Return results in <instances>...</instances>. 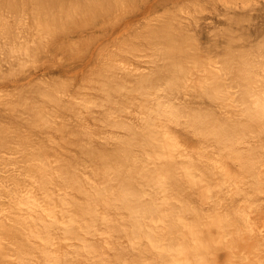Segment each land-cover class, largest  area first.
Listing matches in <instances>:
<instances>
[{
  "label": "bare ground",
  "instance_id": "1",
  "mask_svg": "<svg viewBox=\"0 0 264 264\" xmlns=\"http://www.w3.org/2000/svg\"><path fill=\"white\" fill-rule=\"evenodd\" d=\"M29 1L31 2L29 4L34 7L32 8L34 10H31L34 12L33 17L36 16L40 24L39 29H37L40 36L37 37L39 33L36 31V39H32L31 43L27 42L28 39L26 41L19 39L23 35L21 34L23 30L22 32L20 30L21 33L18 36V32H14L20 19L18 17L19 7L22 8L20 0H7V2L6 0L5 2L0 0L1 12L9 11V13H5L9 14V20H12L15 25L8 24L10 21L5 22V18L8 19V17L5 13H3L5 16H2L0 12V16H2V18L0 17L1 75L6 74L5 71L8 70V67L7 72L15 75L20 67L18 64L22 63L23 65L24 63L25 65L27 61L30 62L29 60H31L32 62L33 59L35 61V57H39L40 51L50 52L47 50L52 44L56 43V39L59 37L58 34H61L60 38H67L70 29L64 33V24L67 25L65 22L73 21L75 23H71L77 26L74 28L82 27V25L85 26L83 22L88 19L96 22L97 15L102 16V13L105 14L108 10L113 12L120 2L123 3V0ZM159 1L161 0H149L144 4V9L146 11L153 9ZM24 3L26 2H23V5ZM3 5L4 7L7 5L6 8L8 9H3ZM114 5L116 8L114 7L113 11L110 10ZM1 7L3 8L1 9ZM229 9L232 10L231 13L235 14L237 7L231 6ZM10 12L14 18L10 17L12 16ZM96 13L99 14L96 15ZM224 14L226 19L229 17L230 20L233 16L238 19L237 15L230 16L227 12ZM175 16L171 18L174 19ZM234 18L233 20L237 21ZM75 19L78 20L74 21ZM173 21L171 22L173 23ZM177 21L179 22V20ZM195 21L194 23L197 24ZM174 22L176 23V21ZM167 24L169 25V23ZM10 25L15 28L12 27V29ZM161 25V28L155 27L157 30L149 29L148 31H151V33L146 32L150 33L148 35L151 36V40H149L150 36L147 38L146 35L144 36L145 40L147 39L146 42L151 41L152 43L153 41L152 44L154 45H150L151 47L154 46L156 50L152 51L158 53L160 58L158 57L157 61L160 60L161 63L156 64L157 61L153 57L156 58L155 55L157 54H152L154 53L152 52L151 57L154 55L153 60H151L153 61L151 63L153 64L152 67L145 69L146 72L141 70V73H139L140 70H136L139 73L135 71L137 78L135 75L134 78L132 77V79H138H135V84L133 82L135 88L132 87L136 90L138 88L140 94L131 87L132 91L139 95L150 93L145 99L150 97L151 100V95L152 97L155 95L154 98H156L152 103V100L147 102L146 114L143 115H146L144 121L140 119L141 125H139V122V124H135L138 126H135L132 122L133 126L137 128L132 127L129 120H132L130 117L132 118L133 110L129 113L126 111V109L128 110L127 102L129 99V97L126 98L128 96L126 92L129 87L127 90V86L123 89L122 78L116 76L118 73L113 74L115 71L108 70L107 72L109 76L111 73L114 75L112 80L111 77H106V72L103 74L104 77H101V73L97 80L98 84L101 82L99 91L102 95L100 101L101 98L103 100L98 101V104L96 102L97 105L89 100L85 103L90 102L93 107H99V112L101 111L99 114V116L101 115L100 120L102 122L104 118L106 120V122H103L104 127H107L105 124L107 123L111 126V128L108 127L109 130H113L114 127H116V130L114 129L113 132L118 133L117 131L121 130L118 135H115L113 148L111 149L112 146L110 148L105 147L108 145L106 144L109 140L108 136H105L108 140H104L105 137L103 136L101 144L103 141L106 142H103L102 145L98 142L99 146L95 145L96 143L89 142L82 145L76 144L85 160L90 159L92 162L94 160L99 162L98 170L96 172L92 171V176H84L85 171L82 172L81 169L85 167L79 166H85L83 163H73V165L59 157L49 159L47 155L40 153V151L33 154L29 153L30 172L28 176L34 190L32 193L26 192L22 195L21 201L18 203L20 206L18 210L21 211L19 215L10 218L8 213H5L4 219L0 220V264H264V229H259L256 223L251 220V213L253 214V212L256 217L261 216L262 213L264 214L263 207H261L264 204H259V201L261 202L260 196L264 195V142L262 143L264 140V49L262 48L263 51H257V47L254 49L252 45L253 51L250 53L249 51L246 52L248 49L246 46L245 52H242L243 50L236 52L239 51L235 50L237 47L234 50L228 48V50L226 49L227 54L224 57L221 56L223 57L221 64L218 66L219 63H216L218 67L213 68L217 69L215 74L212 73L213 71H207L208 74H213L210 76L206 75V70L201 71V69H198L196 71L194 68L191 69L190 66L186 70L187 64L185 62L187 60L188 64H191L193 61L197 63L196 60L200 59L197 57L195 60L194 56L192 57V53L195 51H193L194 46L191 44L194 37H191V42H189L191 32L189 38H187L188 34L186 32H184L187 34L186 36L183 32L176 34L180 27L182 31L188 28L183 30L184 27L180 26L178 28L177 24V29L174 28L175 24H171L173 25V30H171V25ZM184 26L186 27V25ZM57 30H62L60 33L58 32V36L56 35ZM174 30L175 32H172ZM26 32L25 35L28 34ZM42 32L43 35H41ZM45 34L48 36L46 38L48 41L44 44L41 36ZM228 34L226 33L225 37H229L231 32ZM222 35L224 36V34ZM228 37H226L227 42L232 40L233 36L229 37L231 39H228ZM186 39L188 43L185 41ZM237 40L239 41L236 37ZM189 43L191 49L186 46ZM254 50L257 52L255 53ZM32 54L33 56H31ZM22 55H27L26 59H30L24 61ZM133 55L135 54L133 53ZM120 56L122 55L120 54ZM256 57H260L261 61ZM21 58L23 61H20ZM14 63H17L18 70H15ZM5 64L8 66L4 71L2 68ZM203 65H206V63ZM10 66L12 67L10 68ZM126 70L127 73H123L130 74V71ZM192 70L197 73L195 74ZM11 74H9V77ZM117 78L121 80L115 81L114 79ZM123 79L125 78L123 77ZM159 83H161L159 93L155 92L157 96L155 93L151 94L154 91L146 92L145 89L148 87L151 91L150 88H158ZM43 86L41 85V88ZM31 87L35 89V86ZM232 89L234 91H231ZM54 90H56V87ZM46 91L48 93L44 92L43 95V92H41V97L39 96L40 98L45 97L44 104L43 101L38 100L39 102H37L34 99L36 104L28 96H19V100L22 99L20 102H23L25 106L21 105L24 107L22 112L27 111L25 123L27 122L28 125L32 126V129L39 122L43 126L46 123L48 124V120L42 112L44 109L39 111L41 106L52 102L48 105L53 107L55 104L61 108V101L64 100H60L62 97L59 98V95L56 96L55 93L59 91H56L55 95H53V89H50V92L49 90ZM51 91L53 92L51 93ZM116 91L124 93L123 98L121 96L119 98ZM129 91L128 93L131 95L130 88ZM181 92L189 99L180 100ZM200 94L203 96L202 99L208 98L218 108L221 105L220 107L223 109L229 107L233 110L216 112L212 109L213 104L209 106L208 102L207 105L202 106L200 104V106L191 107V102L194 101H191V99L198 98ZM177 95L179 96L177 97ZM232 95L235 97H232ZM47 100L49 102L46 103ZM81 104L82 102L79 105ZM92 105L89 107H92ZM87 108L88 106L84 107V109ZM106 109V112L110 114L105 112ZM134 112L136 111L134 110ZM124 113L125 116H129V119L128 116L127 119L125 118ZM138 116L135 115L137 117L135 119L142 117L141 114H138ZM123 117L126 121L123 120ZM71 120H74V118L71 117ZM41 124L39 126L42 127ZM111 124L114 126L113 128ZM2 125H0V152L1 149L6 147L7 142H9L8 139L14 137V133L10 134L4 128L5 125L3 127ZM57 125L58 127L62 126V124ZM57 125L54 129V125H51V132L57 129ZM170 125L172 127L170 129L175 134H171V130H166V127L168 128ZM39 126L34 127L39 128L38 131L44 129L42 127L40 130L41 127ZM173 127L175 130H173ZM46 128H49V126L46 125L45 130ZM60 129L61 131H59ZM62 129L63 126L57 130L63 137V134H65L63 130H67V127ZM122 130L127 137L123 135ZM118 136H124V138ZM190 143H194L197 148L187 149ZM142 144L144 147L147 146L145 150L141 147ZM134 145H136L134 148L140 146L141 151L139 149L138 151L146 156V160L143 162L144 166H139L140 163L137 162V154L132 151H136L132 148ZM32 149L34 150L33 147ZM24 162L23 159L22 163ZM145 165L149 166V170ZM151 165L154 167L152 168ZM139 182L145 184L142 186V183L139 184ZM138 184L143 189L147 185L150 186V189L151 187L155 188V190H152L154 192L158 190L159 194L150 191L155 197L153 198L144 189L145 192H148V195H144L147 193H143L142 188H140L142 189L140 191L138 187L141 186ZM153 193L157 194L158 201ZM236 200L246 202L245 209L237 204L234 205ZM202 206L206 207L203 208ZM199 211L204 213L199 214ZM196 216L200 218L197 220L195 219ZM8 246H11V256L9 254L10 250L9 252L7 250ZM10 257L12 258L8 259ZM223 257H225L224 261L220 262Z\"/></svg>",
  "mask_w": 264,
  "mask_h": 264
},
{
  "label": "rangeland",
  "instance_id": "2",
  "mask_svg": "<svg viewBox=\"0 0 264 264\" xmlns=\"http://www.w3.org/2000/svg\"><path fill=\"white\" fill-rule=\"evenodd\" d=\"M134 1H132V0H130V1L125 0L124 1L123 0V3L119 1L120 5L119 4H118V6L116 5L117 8L115 7V5L113 7H111L110 10H112V11H113L114 7L116 8L113 12H110L108 10L109 12L107 11L108 12L107 13L105 11L106 13L105 12H104L105 14L102 13V16L97 15L100 12L96 13L98 18L95 20L96 22L93 21L94 24H93L92 20L88 19L86 22H83L85 24V26L82 25V27L79 26L78 28H74L77 26H74L75 24L73 25L71 23L73 21H71V22L69 21V23H68V21L65 22L67 25L64 24V27H63V25H62V27L65 29L64 33L70 29V31L68 32L69 36L67 38H64V37L60 38L61 34H58V32L60 33L62 30H57L56 35L58 34L59 37L56 39V43L52 44L48 48L47 51H50V52H43V51L41 52L40 51L39 52L40 55H38L39 56L38 58H36L37 56L36 57L34 56L35 61L33 59L32 62H31V60H29L30 62H28L27 59H30V58L26 59L27 55H24L25 58L22 55L23 56L22 58L25 59L24 61H27L26 62L27 64L25 63V65H24V63H23V65H22V63L20 62L21 64L20 65L18 64V66H20L19 70H18V68H17L18 66H16L17 63L16 64L14 63V65H15L14 67L16 69L14 67L13 68L15 70H18L15 75L13 73L11 74V72H7L9 70V67H8V70L5 71L7 69V66H8L7 64L4 65L5 67L3 66L2 70H4L6 72V74H4L5 76L3 74L2 75L0 74V125H2V123H3L2 127L5 125L4 128L7 129V131H9L10 134L14 133V135H13L14 137L12 136L13 138L8 139V141H9V142H7L8 146L6 145V147L1 149L2 151L0 152V182H1L0 183V220L4 219L5 213L6 214L8 213L10 218H13V217H16L17 215H19V213L21 211L18 210L20 207L18 205V203L21 201L20 199H21L22 195L25 194L26 192L32 193L34 190L33 186L31 185V182L29 181V176H28L29 172H30L29 171L30 162L28 161V159H29L28 156H29L30 152H31V154H33V153L40 151V153L47 155L49 159H55L56 157L57 158L59 157L60 159H64L65 161H67L71 164L83 163L85 166H82V165H79V166L85 167L84 169H81L82 172L85 171L84 176H87V175L92 176L93 175L92 171L96 172L98 170L99 162L96 160H94L92 162V161H90V159L85 160L81 156L80 151L78 150V146H76V144L82 145L84 143L89 142V143H93V144L96 143L95 145L99 146V143L101 144V141L103 140L102 139L103 136L104 137L108 136L109 140L106 137L104 138V140H106V139L108 140L107 141L108 143H106L108 145L105 147L110 148L112 146L111 147V149H112L113 148L112 144H115V143H113V142H115V135L116 134L118 135V133L121 132V130L117 131L118 133H116L115 131L113 132L114 129L116 130V127H114L112 124H111L112 128L114 127L113 130H109L111 128V126H109V124H107V123H105L107 125V127H104L103 122H106V120H105V118H104L103 122L100 120L101 115L99 116V114L101 111L99 112V107L96 106L97 108H95V106L93 107L92 103L90 104V102H93V103H95V105H97L98 101H100V97L102 95L101 91H99L101 88L100 87V83H101L100 81L101 80L99 81L100 83L98 84L97 79H99V77L101 76L100 75L101 73H102L101 77H104L103 74L105 72L107 73L108 70H110L113 72L115 71V73H113V74L118 73V74H116L117 77L121 76L123 84H124L123 89H125V86H127L126 90L129 87L131 92H132V94L129 95V93H128L129 88H128V91L126 92L128 94V96L127 95H126L127 97L125 96L127 99L129 97L128 102H127L128 110L126 109V111H128V113H129L133 110L132 111V118L130 117V119H132V120H129V121L131 123L133 122L134 125L137 124L138 122L140 123L141 122L140 119H143L142 121H144V118L146 115L145 116H143V115L146 114L145 112H146L147 105H148L147 102L152 100L151 101V103H152L153 100L155 101L156 98H154L155 95H153V97L151 95V100H150V97H149V99L148 98L145 99L146 97H148V94L150 95V93L147 94V93L143 92V93H145V95L144 94H141L142 96L139 95L140 91H138L137 85H136L137 90L134 89L135 88L134 84L136 82L135 79L137 78V74H135V71L140 70L139 73H141V70H143V72H146L145 69H149V67L151 68L153 65V64H151L153 62L151 60L154 59L155 61H157V58L159 57L158 53H156L155 51H152L155 49L154 46L151 47V45H150L153 43V41H152V43H151V41L146 42L147 39L145 40V38H144L145 35H146L145 36L146 38L150 36V35H148L151 33V31H148L149 29L151 30L153 28L155 30L156 29L155 27H157V26L159 28H161L160 27L161 24H163L161 26H165V24L167 26H169L171 24H173V25L175 24L174 28H177V26H178V28L180 26H182V27H184L183 30L188 28L187 30H184V31H182L181 27H180L181 31H180V28L179 29L177 28L178 30L175 29L178 31V32L176 31V34L177 33L181 34L182 32L183 33L186 32L188 35L186 33H184V34H185V36L187 35V38H189V35L191 34V36L189 38L190 39L189 42H191V39H192L191 37H194L193 38L194 41L191 42V44L194 46L193 51H195L192 53V57L194 56L195 60L197 59V57H199L200 59L196 60L197 63L195 61H193V63H191V64L189 63L190 65L188 64V62H187L188 60H187L186 61L187 63L185 62V64H187L186 70L190 66L191 69L194 68V69H196V71H198V69L199 70L201 69V71L206 70V72L209 70V72L213 71L212 73L215 74L217 69H213V68H217L221 64V59L227 54L228 48H231L234 50L237 47V49H235V50H239V51H236V52H241L242 50H243L242 52H245L244 50H246L248 48L246 52L249 51L250 53H252L253 47H254V49H255V47H257L256 48L257 51H263L262 48L264 49V0H161L154 5L153 9H151L149 11H146L144 9V4L147 3L149 0H136L135 3H134ZM4 2H5V0H4ZM6 2H7V0H6ZM20 2L22 3V8H20L21 7L20 6L19 12H18L19 13L18 17L20 19L16 16L19 19V22L17 21L19 24L18 23H17L18 25L16 24L17 26H16V29L14 30V32L17 31L18 33L17 32L16 33L18 36V34L21 33L23 30V32L21 34H23L24 37H23V35L20 34L21 36L19 35L20 36L19 39L21 41H26L28 39L29 41H27V42L31 43L34 39H36L35 38L36 37L35 32L37 31L39 33V31L37 30V29H39V25H40L38 23L39 20L36 16L33 17L34 12L31 10H34V9H32L34 7L32 6V4H29V3H31L29 0L28 1L23 0V2H26V3H24V5H27V6L23 5L22 0H20ZM124 2H126V3H124ZM121 3H122V7H121ZM4 4H6V3H4ZM5 6L7 7V5H5ZM228 6L229 7L236 6L237 7L236 13L235 12H234L235 14L231 13L232 10L229 9ZM3 7H4V5H3ZM3 7H1V9ZM6 7H4L3 9H8ZM0 12H1V10H0ZM5 12H7V11H5ZM5 12H3V13H5ZM225 12H227V14H229L230 16L231 15H237L238 19H236V17L234 18V16H233V18L236 19L237 21H234L233 18H231L232 19V21H231V19L229 20V17H227V19H226L225 18L226 15L224 14ZM1 13H0V15H1ZM3 13H2V16L4 15ZM7 13H9V11ZM7 13H5V14L8 17V19L5 18V22L10 21L9 16H8L9 14L7 15ZM27 13H28L29 18L27 17ZM10 15H12L10 17L14 18L13 14H11V12H10ZM2 16H0V17L2 18ZM173 16H175L174 19L171 18ZM99 17H101V18H99ZM104 17H105V19H104ZM12 18H10V19H12ZM170 19H172L171 21H173V20L176 21V23L174 21L172 23L170 21ZM15 20H16V18H15ZM77 20L78 19H75L74 21H77ZM177 20H179L180 23ZM11 21L8 24L12 23L14 25L13 21L12 22ZM104 21H105V23H104ZM194 21L197 22V24L194 23ZM91 22H92V24H91ZM37 23H38V25H36ZM73 23H75V22H73ZM167 23H169V25ZM13 25L12 26L10 25L11 28L12 27L15 28L14 27L15 25L14 26ZM34 25H35V27H34ZM91 25H94V26L91 27ZM173 25H171V28H170L171 30H173V28H172ZM184 25H186V27ZM41 26H40V28H41ZM162 29H164V28L162 27ZM20 30H21V32H20ZM175 30L172 32H175ZM26 31H28V32H26ZM147 31L150 33H146ZM25 32H26V34L27 33L28 34L25 35ZM225 32L229 33V34L231 32L229 37H231V35H232L235 39L233 40V37H232V40H229L227 42L226 37H228V36L225 37V35H226ZM33 34H35V35H33ZM43 34L44 33L42 32L41 35H43ZM222 34H224V36ZM241 34L244 36H242ZM37 35H38L37 37H39L40 33ZM123 35H125L126 37H124ZM221 36H223V37L221 38ZM41 37L43 38V43L45 44L46 41H48L46 39L48 36H46V34H45L44 36H41ZM229 37H228V39H231ZM236 37H237V39H239V41L238 40L236 41ZM220 39H223V40H220ZM149 40H151V36L149 37ZM185 41L188 43L187 39ZM258 42H259V45L257 46ZM147 43H149V44H147ZM191 44L189 43L188 44L189 46L188 45H186V46L189 48ZM152 45H154V44H152ZM252 45H253V47H252ZM220 46H222L223 48H221ZM245 46L247 48H245ZM130 49H132V50H130ZM190 49H191V47H190ZM258 49H261V50H258ZM188 51H190V50H188ZM257 51H255V53ZM152 52H154V53H152ZM133 53L135 55H133ZM151 53L157 54V55H155L157 57L155 58V57H153L154 55H152V57H153V59H152ZM189 53H191V52H189ZM34 54L36 55L37 53H34ZM120 54L122 56H120ZM125 55H127V56H125ZM31 56H33V54ZM31 56H29V57H31ZM221 56H223V57H221ZM190 57H191V55H190ZM22 58L20 61H23ZM110 58H112V60H110ZM256 58L259 59L260 57L259 58L256 57ZM260 59H259V61H261ZM190 60H191V58H190ZM190 60H189V62H190ZM158 61L156 62V64L161 63L160 60H158ZM205 63H206V65H203ZM216 63H219L218 66H216L217 65ZM131 64H132V66H131ZM209 64H211V65H209ZM148 65H151V66H148ZM12 66H13V64H12ZM12 66H10V68ZM147 66H148V68H147ZM21 68H23V69L21 70ZM107 68H110V69H107ZM12 69H10V70H12ZM14 69H13V71H15ZM126 69H128V71H130V74L128 73L126 75V73H127ZM137 71H136V73H138ZM192 71H194V70H192ZM196 71H194L195 74L197 73ZM119 72L120 73L122 72V73L120 74ZM123 72H126V73L124 74ZM133 72H134V74H133ZM2 73H4V72L2 71ZM9 74H11L12 77H11V75L9 77ZM108 74L109 73L105 74V75H107L106 77H111V80H112V77L114 75L111 73L109 76ZM213 74H208V72L206 73V75H210V76ZM134 75L136 76V78L132 79V77ZM7 76H8V78H7ZM122 76L125 79H123ZM92 77H93V79H92ZM2 78H5V79H2ZM114 80L120 81L121 79L119 80L117 78ZM136 80H138V79H136ZM39 82H40V84H38ZM133 82H134V84H133ZM35 83H36V85H35ZM160 84L161 83L158 84V88L155 87L157 89L156 91H155V88L154 89L150 88V89H152V91L149 90L148 86H147L148 90L147 89H145V90H146V92L147 91H150V92L154 91L153 93H151V94H154L155 92L159 91V89H160L159 85ZM41 85L42 86L44 85L43 88H45V89L47 88L46 90H49V92H50V89L51 90L53 89L54 92L51 91V93L53 92V95L56 94V96L59 95L58 96L59 98L62 97V98H60V100L64 99L63 101H61L62 105H63V106L60 105L61 108L59 107V105H57L59 107L58 108L54 103L53 104L55 106L53 105V107H52V105H48L49 103L52 104V102H49L48 100L46 101V103L47 102H49V103L46 104L45 106H41L42 108L38 105V107H40L39 111H42L44 109L42 112H43V114H45L44 117L46 118V120H48L47 122L49 125L47 123L44 125L45 127H46V125H47V127L49 126V128H46L48 133L46 132L45 127L39 121H38L39 123L35 124L34 126H36V125L39 126V124H41L42 127L44 128V129H42V127L39 126V127H41L40 130L42 129L41 131H38L39 128L36 129L37 127H34V126L32 129L31 128L32 126L28 125L27 122L25 123V119H27L26 118V112L27 111L25 110L24 112H22L23 111L22 109H24L25 106L23 105V102L22 103L20 102L22 99L19 100V98H20L19 96H21V97L28 96V98L30 100H33L34 102H35V100L37 102H39L38 100H40V102L43 101L42 103L44 104L45 103V99H44L45 97L40 98L41 97L40 94L45 89L41 88ZM31 86H35L34 87L35 89H33ZM21 87H23L22 88L23 90L21 89ZM53 87L54 88L56 87V90H54ZM131 87L134 89V91L135 90L138 91L139 94L132 91L133 89H131ZM57 88H59V89L57 90ZM19 89H20V91H19ZM36 89H38V90L40 89V90L38 91ZM31 90L33 91L32 92L33 94L31 93ZM34 90L36 91V93H34L35 92ZM46 90L44 92H47ZM28 91H29V94H28ZM37 91L40 93L39 94L40 97L38 96ZM56 91H59V92L55 93ZM231 91H234V90L232 89ZM19 92H21V93H19ZM44 92H43V95H44ZM160 92H161V90H160ZM116 93L118 94L117 95L118 97L121 96V98H123L124 93L122 94L120 92L121 93L120 94L117 91H116ZM194 93H195V91H194ZM262 93H263V91H262ZM36 94H37V96H36ZM155 94L157 96V93H155ZM180 94H181L180 96L177 95V97L179 96L180 100H182V99L184 100L186 98L189 99V97L186 96L184 93L181 92ZM197 94H199V93H197ZM197 94H195V95H197ZM263 95H264V93H263ZM34 96H36V97L33 98ZM117 96L115 95L114 97L116 98ZM137 97H139V98H137ZM199 97L198 98L194 97L193 99H191V101L194 100L193 102H191V104H192L191 107L197 106V105L200 106V104H202V106L207 105L206 103L208 102L209 106L210 105L212 106V104H213L212 109H214L216 112L225 111V110L229 112V110L230 111L233 110V108H229V107L223 109L220 107L221 105L218 108V106L216 107V105L214 103H211L208 98L202 99L203 96H201V94L199 95ZM232 97H235V96L232 95ZM16 99L19 101H17ZM65 99H66V101H65ZM88 100L90 102L85 103ZM102 100L103 99L101 98V101ZM138 101H140V102H138ZM198 101H199V103H198ZM203 101H205V102L202 103ZM80 102H82L81 105H79ZM96 102H97V104H96ZM132 102H133V104H132ZM84 104H86V105H84ZM21 105H23L24 107H22ZM66 105H68L67 106L68 109L66 108ZM82 105H84V106H82ZM91 105H92V107H89ZM87 106H88V108L84 109V107L86 108ZM62 107H63V110H62ZM129 107H131V108H129ZM132 108H134V109H132ZM97 109H98V111H97ZM134 110L136 112H134ZM106 111H107V109L105 110V112ZM14 113H17L18 115L17 114L14 115ZM21 113L22 114L24 113V114L22 115ZM106 113H108V112H106ZM108 114H110V113H108ZM126 114H127V112H126ZM126 114L124 113V116ZM138 114H141L142 117H140L139 119H135V118L140 116V115L138 116ZM129 115L131 116V113ZM135 115L137 117H135ZM68 116L70 117V119ZM127 116H125L126 119H127ZM133 116H134V119H133ZM15 117H16V120H15ZM20 117H22L24 119H22V118L20 119ZM71 117H72V119L74 118V120H71ZM12 119H13V121H12ZM18 119L22 120V121H19ZM126 119H124V117H123V120L126 121ZM128 119H129V116H128ZM134 120H136V121H134ZM10 122H11V124H10ZM50 122H51L52 126L54 125L53 129L56 128L55 125H57V124H62L63 129H66V127H67V130L62 129L65 133V134H63V137L61 136L62 134L60 135L59 134L60 132H58V130H57V129L61 128L62 126L60 125L61 127L60 126L58 127V125H57V129H55L54 131L51 132L52 126L50 125ZM76 122H78V123H76ZM127 122H128V120H127ZM54 123H56V124H54ZM133 123H132V127L137 128V127L133 126ZM141 123L139 125H141ZM65 124H66V127H65ZM135 126H138V125H135ZM108 127H110V128H108ZM107 128H108V130H107ZM170 128H172L171 125L168 128L166 127V130L168 129L167 131H170L171 130ZM75 129H77L78 131ZM35 130H36V132H34ZM56 130L58 133L56 132ZM117 130H119V129L117 128ZM173 130H175V128ZM59 131H61V129ZM171 131H170L171 134L174 133V131H172V132ZM31 132H33V133H31ZM50 132H51V134H50ZM122 133H123V130H122ZM122 133H120V134H122ZM41 134H43V135H41ZM123 135H124V133H123ZM124 136H126V135H124ZM124 136H122V137L120 136V137L124 138ZM78 137H79V139H78ZM85 139H86V141H84ZM88 139H90V140H88ZM75 141H77V142H75ZM103 142H102V144H103ZM263 142H264V140L262 141V143ZM143 144L141 147L144 148V150H145V148H147V146L144 147ZM135 146L136 145L132 146V148L136 149V151H134V150H132V151L135 152L134 154H137L136 158L138 160L137 161L138 164L140 163L139 166H144L143 162H145L144 160H146V158H145L146 156L142 155L141 152L138 151L140 146L138 148H134ZM32 147L34 148V150L32 149ZM195 148H197V147H195V144L190 143V145L188 146L187 149H195ZM3 150H4V152H3ZM142 153L144 154V152H142ZM134 154H132V155H134ZM22 155H23V157H22ZM19 158H20V161H19ZM21 158H22V160H21ZM23 159L25 160L24 163H22ZM177 159H179V158H177ZM137 162H135V163H137ZM17 164H19V165H17ZM141 164H143V165H141ZM148 165L147 166L145 165V166L149 170ZM229 165L232 167V164L229 163ZM151 167L153 168L154 166L151 165ZM232 168L235 169V167H232ZM9 171H11V172H9ZM86 173H88V174H86ZM21 175H23V176H21ZM3 184H5L4 185L5 187L3 186ZM139 184H141L143 186L145 183L139 182ZM7 185H8V187H7ZM141 185H139V186H141ZM142 186L138 187V188L140 189V188H142ZM147 187H148V185L146 186V188L144 186V189H146L149 192V194L152 195V192L150 193V191L155 190V188L153 189L151 187V189H150V186H149L148 187L149 190H148ZM142 189H140V191ZM144 189H143V193L146 191ZM148 192H145L147 194H144V195H148ZM155 192H158L157 194H159L158 190ZM157 194H154V196L157 197ZM160 196H161V194H160ZM152 197H153V195H152ZM260 197H261L260 198L261 202L259 201V204L262 205V204H264V195H261ZM262 197H263V199H262ZM153 198H155V197H153ZM157 201H158V197H157ZM236 201H235L234 205L237 204V205L241 206V208L245 209L244 205L246 204V202H244L242 200H238L239 202L238 201L236 202ZM202 207L205 208L206 206L205 207L202 206ZM261 207H263V210H264V206H261ZM201 212L199 211V214ZM202 213H204V212H202ZM199 218H200L199 216L195 217V219H197V220ZM251 220H253V222L256 223V225L259 227V229H261V228L264 229V225H263L264 224L263 223L264 222V214L263 213L261 214V216L258 215L257 217H256V215L254 216V212H253V214L251 213ZM10 247L11 246H8V249H7L8 252L11 249ZM11 252L12 251L10 250V252H9L10 256L12 254ZM11 258L12 257H10L8 259H11ZM224 258L225 257H223L220 262L224 261Z\"/></svg>",
  "mask_w": 264,
  "mask_h": 264
}]
</instances>
